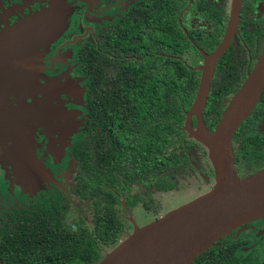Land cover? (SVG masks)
Here are the masks:
<instances>
[{
  "label": "flooded vegetation",
  "instance_id": "af4514ba",
  "mask_svg": "<svg viewBox=\"0 0 264 264\" xmlns=\"http://www.w3.org/2000/svg\"><path fill=\"white\" fill-rule=\"evenodd\" d=\"M55 2L68 23L40 57L38 51L34 75L41 84L60 79L47 112L64 124L65 135L29 126L36 154L49 169L51 182L42 189L27 192L11 168L0 165V179L3 174L8 182L0 184V264L16 248L7 241L28 239L11 236L28 234L21 218L43 219L41 203L52 193L63 200L68 225L96 240L100 231L105 255L107 245L150 215L154 221L210 191L214 167L206 147L186 129L198 118L189 117L193 102L182 101V85L196 98L206 58L227 43L203 111L212 131L264 52V0H0V32ZM167 85L181 86L171 116L159 101ZM28 89L20 95L26 101L43 96ZM152 99L153 109H139ZM0 123L6 126L1 115ZM232 144L240 176L264 168L256 165L264 157V90ZM192 264H264V217L225 234Z\"/></svg>",
  "mask_w": 264,
  "mask_h": 264
},
{
  "label": "water",
  "instance_id": "95a60500",
  "mask_svg": "<svg viewBox=\"0 0 264 264\" xmlns=\"http://www.w3.org/2000/svg\"><path fill=\"white\" fill-rule=\"evenodd\" d=\"M67 23V17L61 15L59 4L55 2L50 9L29 16L0 32V115L5 119L8 130L12 127L11 131L15 133L17 127L19 131L17 137L22 140L23 148L20 169L25 177L22 183L28 190H38L44 176L49 174L41 161H37L28 134L29 126L34 119V123L37 120L42 125L48 124V121H42L51 119L47 109L53 101V94L59 91L57 87L60 83L58 78L46 84L36 81V57L44 44L56 38ZM226 45L225 42L206 58L189 114V117L197 115V126L194 127L191 121L186 124L190 134L208 151L215 171V184L210 191L162 217L143 226L137 225L97 264H192L225 234L244 223L264 217V168L251 175L240 176L236 171L232 144L234 134L254 109L264 90V52L245 82L228 100L212 131L203 120L215 64ZM24 87L37 88L43 96L31 105L20 95L14 101L8 99V94H15ZM13 102L18 105L11 106ZM3 134L0 130V139H3Z\"/></svg>",
  "mask_w": 264,
  "mask_h": 264
},
{
  "label": "trees",
  "instance_id": "16d2710c",
  "mask_svg": "<svg viewBox=\"0 0 264 264\" xmlns=\"http://www.w3.org/2000/svg\"><path fill=\"white\" fill-rule=\"evenodd\" d=\"M182 86L181 94L184 104L194 103L195 95L191 92L192 88L188 90V86ZM180 87V85H167L164 99H159L163 102L168 116L174 115L179 108L180 100L176 98V92L180 93ZM151 93L159 94L158 91L153 90ZM154 101L152 99L145 104L141 101L139 109H153ZM138 121L145 128L146 123L140 118ZM41 204L44 205L41 212L45 215L44 218L22 217L21 220L28 222L27 231L24 230L28 234L22 235L15 232L11 235L25 239L28 236V239L25 242H15L14 245L7 241L9 249H14L15 245L16 248L13 251H7L5 264L14 263L12 258L20 264H97L106 255H102L100 250L98 241L100 231L97 230L96 240L93 235L85 233L77 224H67L61 197L52 193ZM119 242L107 246L113 249Z\"/></svg>",
  "mask_w": 264,
  "mask_h": 264
},
{
  "label": "rangeland",
  "instance_id": "374dc122",
  "mask_svg": "<svg viewBox=\"0 0 264 264\" xmlns=\"http://www.w3.org/2000/svg\"><path fill=\"white\" fill-rule=\"evenodd\" d=\"M65 29L66 28L62 27V30L59 33V35L61 33H63V31ZM59 35L56 38H54L53 40L50 39L49 40V43L48 44H44V47L43 48L48 47V45H50L52 42H54L56 39H58ZM38 55H39V57L42 55L41 49H40ZM27 89H28L27 87L20 88L14 95L17 96V97L19 95H21V94L24 95L26 92H28V91H26ZM28 90H30V89H28ZM60 90H61V87H60ZM39 97H41V96H39ZM25 102L27 104H30L31 105V102L26 101V100H25ZM16 105H18V103ZM21 105H23V104H21ZM8 118H10V116ZM34 121H35V119L31 121V128L32 127L39 126V127H43L44 129H46V131L50 130L53 133H58V134L60 133V135H65V134H63V131H65V127L64 126L63 127L62 126H59L58 125V122L55 121L53 115H52L51 119H44L42 121V122H45V121L47 122L48 121V124H43L42 125L41 122H38L36 120V123H34ZM0 129L3 131V133L7 134L4 139H0V165H1V169H4L3 168L4 166L10 167L11 168V171H12V174H15L16 175V178H15V181L17 182L16 184L18 186H22L23 189H26L27 192L28 191H31V189L28 190L26 188L27 186L25 187L23 185V183H22L24 181L23 178H25V177H24V175H22L21 169H20V162H21V159L23 158V153H22L23 148H22V145H21V141L22 140L20 139V137L19 138L17 137V133L19 131H17V127L15 128V130H16L15 133H12V131H11V130H13L12 127H10V129L8 130L7 126H0ZM30 142H31L32 146L34 147V145H33V139H32L31 136H30ZM37 158H38V156H37ZM39 160L40 159L38 158L37 161H39ZM41 163L45 166V169H47L49 171V169L45 165L46 161H44V163L43 162H41ZM263 164H264V157L262 159H260L259 161L256 162V165L257 166H261ZM3 176L4 175L2 174V179H0L1 187L4 186L5 184H8V182L4 181ZM50 182L51 181H50V178H49V174H47L42 179V182H41V185H40V188L39 189H42L44 187V183H50ZM153 217H154L153 215H150L149 216L150 219L145 220L147 222H145L143 224H138V226L146 225V223L152 221L151 219ZM133 231L134 230H129V233L126 234V235H124L123 238L121 239V241L124 240V239H126ZM110 250H108L107 252H109Z\"/></svg>",
  "mask_w": 264,
  "mask_h": 264
}]
</instances>
